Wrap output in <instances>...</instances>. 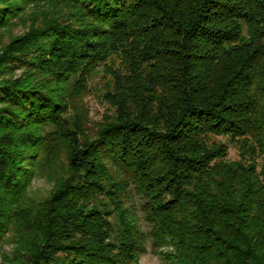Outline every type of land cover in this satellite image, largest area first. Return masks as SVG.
Masks as SVG:
<instances>
[{
    "label": "trees",
    "instance_id": "obj_1",
    "mask_svg": "<svg viewBox=\"0 0 264 264\" xmlns=\"http://www.w3.org/2000/svg\"><path fill=\"white\" fill-rule=\"evenodd\" d=\"M16 25L0 45L16 261L140 264L149 244L165 264H264V0H0V39ZM98 74L109 110L92 121Z\"/></svg>",
    "mask_w": 264,
    "mask_h": 264
},
{
    "label": "rangeland",
    "instance_id": "obj_2",
    "mask_svg": "<svg viewBox=\"0 0 264 264\" xmlns=\"http://www.w3.org/2000/svg\"><path fill=\"white\" fill-rule=\"evenodd\" d=\"M25 31V27L22 25H16L12 28L11 31H7L3 34L0 39V45L5 44L9 41L11 36L20 35ZM21 69H15V76L21 74ZM107 77L103 79L101 74H98L90 79L89 81V90L84 98V102L86 107L88 108L89 118L92 121L100 120L102 114L109 110L108 105L101 99V95L105 89V81ZM229 159L236 158L237 152L236 149L229 145ZM62 158V157H60ZM55 161V160H54ZM62 163L59 160L51 163L50 167L45 169L43 174H39L35 176L30 184L29 188V196L34 201L41 200L49 195L51 192L54 182L56 179L52 178L55 175L61 176V166ZM51 176V177H49ZM131 202L135 203L137 206L139 205V199L137 196H134ZM143 228H146L143 226ZM14 246L10 243V241L3 242L0 244V264H21L15 260L13 255ZM140 264H165L158 256L151 253L150 245L147 244V252L140 257Z\"/></svg>",
    "mask_w": 264,
    "mask_h": 264
}]
</instances>
